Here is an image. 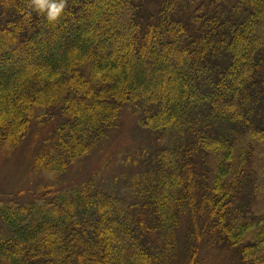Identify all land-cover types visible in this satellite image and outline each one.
<instances>
[{
	"label": "trees",
	"instance_id": "obj_1",
	"mask_svg": "<svg viewBox=\"0 0 264 264\" xmlns=\"http://www.w3.org/2000/svg\"><path fill=\"white\" fill-rule=\"evenodd\" d=\"M127 111L158 147L136 202L90 180L0 203V264H264V0H65L54 21L0 0V153L48 128L33 169L57 176Z\"/></svg>",
	"mask_w": 264,
	"mask_h": 264
},
{
	"label": "rangeland",
	"instance_id": "obj_2",
	"mask_svg": "<svg viewBox=\"0 0 264 264\" xmlns=\"http://www.w3.org/2000/svg\"><path fill=\"white\" fill-rule=\"evenodd\" d=\"M48 130L33 126L18 147L0 153V203L13 200L23 203L33 195L42 197L45 191L64 193L90 180H96L101 189L130 200L131 204L136 202L138 190L134 188V174L141 173L143 159L149 158L148 154L158 147L149 133L140 128L134 113H124L120 128L66 173L57 176L33 169L39 140ZM188 235L189 229L182 226L178 233L180 248L185 246ZM198 259L201 264H240L232 253H224L219 247L207 245L202 246Z\"/></svg>",
	"mask_w": 264,
	"mask_h": 264
},
{
	"label": "clouds",
	"instance_id": "obj_3",
	"mask_svg": "<svg viewBox=\"0 0 264 264\" xmlns=\"http://www.w3.org/2000/svg\"><path fill=\"white\" fill-rule=\"evenodd\" d=\"M37 8L46 12L49 20H56L64 11L65 0H34Z\"/></svg>",
	"mask_w": 264,
	"mask_h": 264
}]
</instances>
